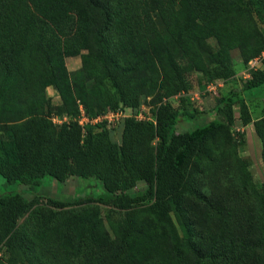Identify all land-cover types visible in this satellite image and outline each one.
<instances>
[{
  "label": "trees",
  "instance_id": "trees-1",
  "mask_svg": "<svg viewBox=\"0 0 264 264\" xmlns=\"http://www.w3.org/2000/svg\"><path fill=\"white\" fill-rule=\"evenodd\" d=\"M233 49L244 66L255 58L261 66L216 99L215 117L178 132L180 119L195 123L200 113L185 104L188 75L230 76ZM263 52L264 0H0V175L29 186L45 175L93 177L103 189L0 193V264H217L234 241L202 242L199 223L219 211L203 185L221 169L239 183L224 179L223 202L252 192L258 203L251 246L264 264V182L256 188L231 132L234 104L260 94L252 126L264 164ZM76 54L81 66L70 72L64 59ZM49 86L68 121L50 117ZM172 96L183 106L164 101ZM147 97L153 119L128 116L86 133L75 119L79 104L93 116Z\"/></svg>",
  "mask_w": 264,
  "mask_h": 264
},
{
  "label": "rangeland",
  "instance_id": "rangeland-1",
  "mask_svg": "<svg viewBox=\"0 0 264 264\" xmlns=\"http://www.w3.org/2000/svg\"><path fill=\"white\" fill-rule=\"evenodd\" d=\"M213 42V41H212ZM213 44V43H212ZM264 54V52H263ZM231 66L233 74L224 78L221 82L217 80H207L202 75L192 72L188 75L192 87L185 94L187 99L185 104L189 108H195L200 113L192 121L181 120L176 126L178 132L194 128L197 124H203L215 117L213 106L216 99L228 93L231 90H238L243 80L248 77V70L251 68L249 65L241 63L239 51L233 49L231 51ZM65 65L70 72H73L81 66V54L67 56L64 59ZM256 67L261 66L260 62L255 64ZM255 68V67H254ZM209 82L215 83V90L208 91L207 84ZM46 95L50 99L51 118L59 119L60 115L57 113V107L60 105L61 100L51 86L46 88ZM244 102H236L233 106L234 121L231 125V132L236 141L238 142V154L243 158L250 160V172L255 182L256 188L264 182V164L262 161L261 143L254 132L252 123L255 119L262 115V97L260 94L245 97ZM151 98L147 97L144 103L143 111L145 114H150V109L153 104L150 102ZM164 101L170 103L174 107H182L176 96L164 98ZM139 107V106H138ZM128 113V111H127ZM53 120V119H52ZM57 123V121H55ZM112 139L118 140L116 132L110 133ZM218 170L216 176L205 177L203 185L204 190L207 192L208 197L219 200L218 212L214 213L211 218H202L199 223V238L204 243H215L216 246L224 245L227 248L229 241H234L232 245L228 246V251L225 256L220 257L217 264H257L260 259V248H253V242L259 233V207L257 201L249 194L245 199H240L237 203L229 205L230 202H223V190L225 187L224 179L229 181L231 186L239 187L235 175L228 178L227 174ZM223 172V173H222ZM91 184L97 186L92 187ZM233 184V185H232ZM144 183H138L135 188H141ZM19 192L26 198L32 197L34 193H41L48 196H61L67 194L77 195H97L103 192L99 181L93 177H77L70 176L64 182H59L48 175H45L37 180L34 185H25L20 182L7 181L0 175V193L3 192ZM213 193V195H212ZM90 206L96 205L95 203L89 204ZM224 205V206H222ZM103 213L108 211L107 207L100 205ZM75 207H67L64 213L75 210ZM219 213V214H218ZM112 218L117 217L116 212H112ZM24 219L21 218L22 221ZM205 220V221H203ZM108 228L110 223L105 224Z\"/></svg>",
  "mask_w": 264,
  "mask_h": 264
},
{
  "label": "built area",
  "instance_id": "built-area-1",
  "mask_svg": "<svg viewBox=\"0 0 264 264\" xmlns=\"http://www.w3.org/2000/svg\"><path fill=\"white\" fill-rule=\"evenodd\" d=\"M261 57H264V54L262 53ZM260 62V58H255L249 62L250 67H256L255 64ZM218 82H221V79L217 80ZM215 83L210 82L207 84V90L208 91H214L215 90ZM144 103H140L139 107L133 108V107H125L121 108L118 107L116 109L112 108H106L103 112L97 113L93 116H90L84 106L82 104H79V113L76 116L77 123L82 127V132L86 133V127L87 125H99L103 124L108 129H113L116 127L117 124L120 123V121L128 116H133L137 119H153V117L149 114H145L143 111ZM128 111V113H127ZM53 121H57V123H63L68 121V117L66 115L62 116L59 119L52 118Z\"/></svg>",
  "mask_w": 264,
  "mask_h": 264
}]
</instances>
